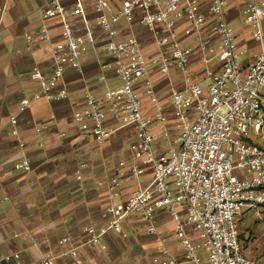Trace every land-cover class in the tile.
<instances>
[{"label": "built area", "instance_id": "2783aa9c", "mask_svg": "<svg viewBox=\"0 0 264 264\" xmlns=\"http://www.w3.org/2000/svg\"><path fill=\"white\" fill-rule=\"evenodd\" d=\"M95 20L89 18L86 0H74L71 9L63 0H51L42 10L38 31L26 37L30 50L37 43H51L54 70L43 74L39 70L30 73L31 81L40 89L23 97L18 112L28 110L35 101L60 102L69 93L60 88L67 70L82 73V60L90 50L107 55L113 60L119 86L106 89L102 97H96L88 89L83 94V108L72 115L77 124L93 123L95 128L83 138L101 145L116 129L103 126L108 115L119 123L118 129L134 130L140 135L130 144L133 162L128 166L129 180L137 189L125 202L110 205L104 217L107 224L100 229H88L90 248L106 247L101 240L114 233L125 237L123 223L138 216L146 224V232L157 236L156 216L165 212L176 224L177 240L184 248L186 264H256L247 258L239 239V216L248 210L264 209V8L248 3L244 11L245 22L252 27L253 37L262 43V49L254 63L244 69L238 61L236 35L227 20L228 0H92ZM117 2L118 5L113 4ZM208 6L213 17L212 31L218 39L215 58L218 69L209 74L204 83L187 79L185 89L175 91L171 106L178 120L180 136L176 147L169 150L164 159L157 161L153 151V125H164L166 118L159 112L154 120L145 116L137 92V85L152 69L162 74L175 67L186 72L191 55L202 54L204 63H210L207 49L209 42L200 36L206 24L202 13ZM156 11V13H154ZM138 23L155 34L159 53L154 57L143 55L135 37L123 39L119 33L121 22ZM184 18L187 37L199 34L192 46L184 47L178 40L177 22ZM57 20L61 27L60 40L54 42L50 22ZM161 26V30L156 28ZM99 29L101 38L96 35ZM110 68L103 66V69ZM99 82L106 77L100 76ZM145 94L157 105V98L149 82ZM160 110V109H159ZM17 136L16 118L10 121ZM38 128V147L44 142ZM65 138V134L60 135ZM23 147V144H20ZM151 163L149 171L142 170L137 162ZM80 165L77 180H81ZM16 172L29 174L27 160L14 164ZM148 174V185L145 176ZM121 181H111L109 190L116 192ZM196 233L202 247L207 250V260L201 256V246L195 244L187 232ZM161 242L160 238L157 239ZM76 257V252L65 256ZM52 255H45L39 264H54ZM150 264H179L163 246Z\"/></svg>", "mask_w": 264, "mask_h": 264}, {"label": "crops", "instance_id": "0c3cea01", "mask_svg": "<svg viewBox=\"0 0 264 264\" xmlns=\"http://www.w3.org/2000/svg\"><path fill=\"white\" fill-rule=\"evenodd\" d=\"M50 1L0 0V264H39L47 254L55 258L54 264H150L163 246L179 264H186L184 248L176 237V224L165 212L156 216L157 236L147 234L145 222L133 216L123 223L125 237L110 233L101 240L105 250L87 245V230L100 229L107 224L106 208L114 205L115 200L125 202L137 189L136 183L128 179V166L134 159L129 146L140 139L134 130L118 129V121L108 115L103 126L116 132L98 145L83 138L95 124L73 121V113L83 108L85 90L101 98L106 89L119 86L113 60L100 55L98 46L84 56L82 73L66 71L60 88L68 91V99L35 101L25 112H18L20 100L40 89L38 83L31 81L30 73L39 70L50 74L55 68L51 43H37L29 50L25 41L38 31L42 10ZM63 2L68 9L74 5V0ZM252 2L264 8V0H228L226 9L229 24L237 23L235 28L231 27L236 35L238 61L240 56L247 55L239 62L244 69L254 63L262 49V43L253 37L252 27L243 18L247 4ZM85 8L89 18L95 20L93 1L86 0ZM201 11L206 24L200 36L209 42L207 55L212 61L204 63L202 54L195 51L186 72L173 67L164 75L152 69L136 88L145 116L154 120L161 112L166 118L164 125H153L150 129L157 161L176 147L180 136L171 106L172 94L185 89L187 79L204 83L219 67L215 58L218 39L212 31L213 17L207 5H203ZM50 26L54 42L59 41L58 21H51ZM176 27L177 40L184 47L192 46L199 37L196 33L189 37L183 34L188 27L184 18L179 19ZM118 29L123 39L135 37L139 41L144 56L150 58L159 53L155 34L141 26L138 18L132 24L121 22ZM96 35L101 38L99 29ZM103 66L110 68L103 69ZM102 75L106 77L105 82L98 81ZM146 82L154 90L157 105L152 104L144 92ZM12 118L17 120V136L12 135ZM40 127L43 148L38 147ZM61 134H65V138ZM22 160L30 163L31 173L13 169L14 164ZM137 164L146 172L151 168L146 160ZM80 165L85 168L81 170V180H77ZM116 178L121 186L111 192V181ZM148 179L147 174L145 186ZM187 232L191 240L201 246V256L206 261L207 250L198 235L190 229ZM239 239L247 258L254 261V252L264 246V209L242 212ZM71 252H76V257L65 256Z\"/></svg>", "mask_w": 264, "mask_h": 264}, {"label": "rangeland", "instance_id": "374dc122", "mask_svg": "<svg viewBox=\"0 0 264 264\" xmlns=\"http://www.w3.org/2000/svg\"><path fill=\"white\" fill-rule=\"evenodd\" d=\"M245 1H247V0H245ZM241 17H242V16H241ZM243 18H245V16H244ZM236 24H237V23H231V26H232L233 28H235V27H236ZM246 57H247V55L240 56V58H239V62H240V63L243 62V61L246 59ZM114 203L117 204L118 201L115 200ZM244 245H245V244H244ZM254 253H255V257H253L252 259H253L254 261H256L257 264H264V246H261L260 249H257ZM247 256H248V255H247Z\"/></svg>", "mask_w": 264, "mask_h": 264}]
</instances>
